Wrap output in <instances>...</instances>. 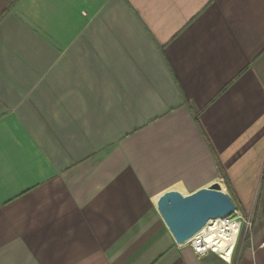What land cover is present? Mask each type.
Here are the masks:
<instances>
[{"label":"crops","instance_id":"crops-1","mask_svg":"<svg viewBox=\"0 0 264 264\" xmlns=\"http://www.w3.org/2000/svg\"><path fill=\"white\" fill-rule=\"evenodd\" d=\"M214 182L229 258L157 210ZM0 264H264V0H0Z\"/></svg>","mask_w":264,"mask_h":264},{"label":"water","instance_id":"water-1","mask_svg":"<svg viewBox=\"0 0 264 264\" xmlns=\"http://www.w3.org/2000/svg\"><path fill=\"white\" fill-rule=\"evenodd\" d=\"M235 205L218 182L181 194L167 191L157 200V210L174 241L181 245L211 219L229 216Z\"/></svg>","mask_w":264,"mask_h":264},{"label":"built area","instance_id":"built-area-1","mask_svg":"<svg viewBox=\"0 0 264 264\" xmlns=\"http://www.w3.org/2000/svg\"><path fill=\"white\" fill-rule=\"evenodd\" d=\"M210 221V220H209ZM217 221L224 227H228L229 225L236 226V232L234 237V243L233 247L238 239L239 233L241 229L247 228L250 229L252 226V222L249 218H247L236 206L233 210V212L225 217V218H217ZM209 228H207L208 230ZM198 233V232H197ZM194 234L191 238H189L184 244L189 245V247L192 249V251L196 255H203L207 252H214V249L207 243L205 234L206 232H201L199 234ZM232 247V249H233ZM218 254V253H217Z\"/></svg>","mask_w":264,"mask_h":264},{"label":"bare ground","instance_id":"bare-ground-1","mask_svg":"<svg viewBox=\"0 0 264 264\" xmlns=\"http://www.w3.org/2000/svg\"><path fill=\"white\" fill-rule=\"evenodd\" d=\"M207 228L209 229L207 230ZM201 232H206V241L216 253L229 258L234 243L236 226L229 225L228 227H223L217 219H211L197 234Z\"/></svg>","mask_w":264,"mask_h":264}]
</instances>
